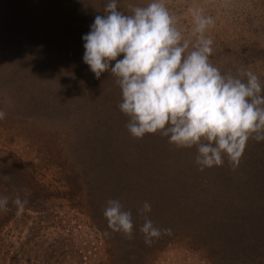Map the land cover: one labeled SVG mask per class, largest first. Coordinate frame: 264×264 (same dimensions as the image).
<instances>
[{
	"label": "rangeland",
	"instance_id": "374dc122",
	"mask_svg": "<svg viewBox=\"0 0 264 264\" xmlns=\"http://www.w3.org/2000/svg\"><path fill=\"white\" fill-rule=\"evenodd\" d=\"M107 2L0 0V57L10 59L4 56L9 45L10 50L14 44L30 48L24 58L29 64L22 61L19 68L27 77L9 75L6 65L0 79L4 172L16 170L13 160L26 166L22 177H12L5 195L10 198L7 212L14 215L0 231V264H210L216 245L209 233L200 232L196 241L186 227H209L232 189H221L215 178L213 187L203 171L199 176L204 179L195 186V146L178 147L159 131L142 138L128 132L130 117L118 107L122 97L116 77L105 72L97 79L82 60V36L95 16L104 14ZM116 2L119 11L130 14V4L146 6L150 0ZM164 2L185 38L191 37L189 9H203L214 19L206 33L213 40L210 63L221 74L250 70L264 85V0ZM4 82H14V92L3 90ZM223 165L225 159L221 172ZM239 172L237 166L231 169L233 189ZM163 189L168 196L160 207L141 213L149 195L156 202ZM216 194L220 200L207 210ZM17 195L33 205L20 216L11 204ZM109 200H119L131 212L130 238L108 227L103 212ZM145 215L172 234L145 245L139 231Z\"/></svg>",
	"mask_w": 264,
	"mask_h": 264
},
{
	"label": "clouds",
	"instance_id": "9594fccd",
	"mask_svg": "<svg viewBox=\"0 0 264 264\" xmlns=\"http://www.w3.org/2000/svg\"><path fill=\"white\" fill-rule=\"evenodd\" d=\"M130 14L108 0L82 36V60L97 79L110 72L121 90L119 109L130 117L128 132L134 138L160 132L178 147H196L195 163L204 168L221 166L225 157L238 165L249 139L264 141V85L250 70L221 74L209 57L213 40L206 35L214 19L203 9L190 8L191 37L185 38L164 0L146 6L129 5ZM114 62V63H113ZM0 111V120L5 118ZM10 198L0 196V212ZM27 199L11 200L16 215L25 211ZM151 211L144 202L140 212ZM108 227L129 238L132 214L119 200L104 209ZM139 231L150 246L171 229L155 227L145 215Z\"/></svg>",
	"mask_w": 264,
	"mask_h": 264
},
{
	"label": "trees",
	"instance_id": "16d2710c",
	"mask_svg": "<svg viewBox=\"0 0 264 264\" xmlns=\"http://www.w3.org/2000/svg\"><path fill=\"white\" fill-rule=\"evenodd\" d=\"M0 11L2 12L0 18H3L4 9L0 8ZM29 54L30 48L25 46L18 48L14 44L10 50L9 45V50L5 49L4 56L9 55L10 59L0 57L1 82H3L2 77L4 67L6 65V70H9L11 73L9 75H14V73L17 75L18 73H21L23 74L24 78L27 77V73L25 71L20 72L19 68L21 65L20 63L22 61L25 62L26 60L24 58L29 56ZM25 64L28 65L29 63L25 62ZM13 84L11 82H4L3 85L1 84V88L5 91L13 90L14 92ZM254 144H257V142L250 138L246 143L245 150L238 165H232L225 157L226 165H223L222 168L224 169L222 172L221 170H218L219 166L204 168L202 170L206 174V178L209 179L208 181L211 180V185H213V187L214 182L212 183V181L219 179V182L223 185L222 186L219 183L221 189H232L227 191L229 196L226 198L227 202L230 204L227 202L226 205L220 204L221 207L220 212L218 209V214L213 208L210 209V212L212 210L215 212L212 216V224H209V227L202 229L200 228V225H198L193 227V231L186 227V231L189 230L191 232H195L193 239L196 241L200 232L209 233V240L216 245H212L213 248H211L209 254L208 260L210 264H264V141L258 142L256 146ZM181 156L183 157L181 163H184V154L181 153ZM196 156L197 153H195L194 159L192 158V163H194L193 170L195 168L197 174L195 186L199 185L201 180L204 179V177L199 176L201 170L200 166L195 163ZM5 160L6 159H4V157H0V196H5L13 187L12 177H18L19 179L25 174L26 171V166H22L21 162L18 160H13L12 166L15 167L16 170L13 173H5ZM236 166L239 168L240 175L237 178L236 186L233 189V182L231 181L233 178L231 175V169H234ZM224 170L228 171L227 174L229 176L224 175ZM233 172L235 173V171L232 170V173ZM26 186L28 187L27 189H29L26 191L31 193V184L27 182ZM221 189L220 191H222ZM128 194H130V192ZM220 194L213 196L211 195L213 200L210 199L211 202L209 201L207 210L215 202V200L217 201L219 199ZM163 195L164 196H158L156 202L155 196L153 198L152 195H149V198H147L148 195H145L147 198L145 201L149 202L151 206H154L156 209H158L163 203V200L165 199L164 197L166 195L168 196L167 189L166 192L165 189H163ZM159 197L161 198L159 199ZM29 207L33 208V205H27L25 209H29ZM2 215L8 216L5 217ZM13 215L14 212L11 210L9 213L0 212V231L2 227L10 221ZM162 237L165 238L164 235H161L160 238L154 242H163Z\"/></svg>",
	"mask_w": 264,
	"mask_h": 264
}]
</instances>
